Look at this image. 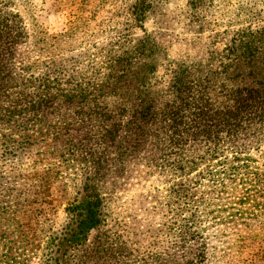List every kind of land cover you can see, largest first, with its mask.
<instances>
[{
	"label": "trees",
	"instance_id": "obj_1",
	"mask_svg": "<svg viewBox=\"0 0 264 264\" xmlns=\"http://www.w3.org/2000/svg\"><path fill=\"white\" fill-rule=\"evenodd\" d=\"M8 14L0 9V124L18 117L42 126L61 123L55 118L57 112L62 114L56 105L79 99L91 108L74 109L73 118L95 119L101 131L98 136L90 133L89 145L77 139V147L88 146L87 154L95 148L94 156L84 157L94 175L85 177L83 194L66 202L60 226L32 228L29 237L16 221L18 246L0 233V264H256L253 248L264 241V223L261 230L250 228L249 237L236 226L228 233L207 234L220 244L210 253L206 229L200 225L216 222L218 211L226 206L221 202L234 193L238 207L229 215H240L243 222L250 211L252 218L264 219V213L254 212L260 205L255 196L244 195L256 188L264 197L262 34H245L231 43L227 61L219 68L212 67L209 53L167 60V76L162 78L157 73L156 43L148 33L142 39L145 50L131 54L118 68L120 61L115 68L108 66L101 82L64 85L60 77H53L67 73L64 67L47 68L40 76L33 74L30 64L13 67L16 48L28 42V35L22 25L12 33ZM106 99L113 101V109ZM23 139L19 144L28 143L27 136ZM15 142L11 135L0 133V159L19 148ZM109 147L116 148L117 159L128 157L167 170L175 210L168 230L172 239L165 244L139 251L118 230L104 229V201L93 177L107 162L102 151ZM5 197L13 200L7 202ZM19 200L17 195H0V220L19 219V211L25 209ZM228 235L237 242L234 256L217 239ZM247 238L252 243L250 255L244 252Z\"/></svg>",
	"mask_w": 264,
	"mask_h": 264
},
{
	"label": "rangeland",
	"instance_id": "obj_2",
	"mask_svg": "<svg viewBox=\"0 0 264 264\" xmlns=\"http://www.w3.org/2000/svg\"><path fill=\"white\" fill-rule=\"evenodd\" d=\"M0 9L10 13L6 18L13 34L22 25L28 35V42L16 48L13 67L30 64L35 76L47 68L64 67L67 73L53 74L64 85L101 82L108 66L115 68L116 61H120L118 68L131 54L145 50L142 39L148 33L156 43L157 73L162 78L167 76V60L209 53L212 67L219 68L227 61L231 43L239 37L249 33L255 36L261 33L264 37V0H0ZM106 101L107 107L113 109V101ZM56 106L62 114L57 112L55 118L62 120L61 123L42 126L23 123L18 117L0 124V133L11 135L19 146L7 155L9 158L0 159V195H17L18 202L25 207L19 211V219L9 223L0 220V233L13 240V247L18 246L16 241L21 238L16 221H21L29 237L32 228L59 227L66 202L83 194L85 177L94 175V168L84 157L94 156L95 148L87 154L88 146L77 147V139L89 145L86 139L90 133L98 136L101 129L95 119L81 122L72 115L74 109L91 108L90 105L74 99ZM96 116L103 121L101 116ZM85 135L88 136L84 139ZM25 136L28 143L21 145ZM104 151L107 162L93 177L104 201V229L118 230L139 251L171 240L168 230L173 226L170 214L175 210L172 204L175 199L168 190L172 183L167 182V170L128 157L118 160L114 147ZM187 185L192 183L187 181ZM232 195L221 202L226 206L218 211L220 217L216 222L200 225L206 229L205 235L218 230L228 233L233 231L230 228L236 229L234 226L248 237L250 228L261 230L264 219L252 218L250 211L245 213L243 222L240 215H229L238 207L236 193ZM244 195L255 196L260 205L254 212L264 213V197L259 196L256 188L255 192ZM5 198L7 202L13 200ZM207 237L205 244L210 253L220 244L212 234ZM217 239L224 242L229 256L235 255V239L230 235ZM262 243L253 248L256 264H264ZM251 249L252 243L247 238L246 255H250Z\"/></svg>",
	"mask_w": 264,
	"mask_h": 264
}]
</instances>
